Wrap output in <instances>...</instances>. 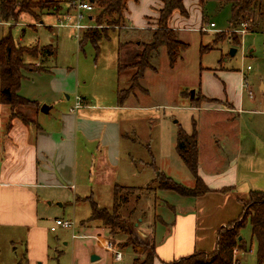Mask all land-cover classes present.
<instances>
[{
    "label": "rangeland",
    "instance_id": "374dc122",
    "mask_svg": "<svg viewBox=\"0 0 264 264\" xmlns=\"http://www.w3.org/2000/svg\"><path fill=\"white\" fill-rule=\"evenodd\" d=\"M33 1L37 2L38 0ZM55 1H59L61 4L60 11L52 14L56 17L43 14L39 12V9L34 8L29 14L20 15L17 23H0V40L9 36L16 45L21 47L41 49V47L51 45L54 48L55 54L50 58L23 56L26 66L24 70L20 71L22 80L19 94L29 95V97L39 95L44 101L38 100L40 107L53 105L50 114L42 116L41 113L39 116L56 127L59 124L57 117L61 112L67 111L69 107L73 110L76 97H85L88 104L97 109L114 111L111 107L118 105V91L132 90L137 98L134 96L128 99L125 102L127 105L125 110L114 111L115 118L122 123L121 128L127 134H131L127 141L131 145L138 140L142 141L144 145L148 144L152 151L153 162L157 167L156 174H165L174 183L187 187L181 181L185 182V179L190 181L192 178L175 151L178 129L190 132L189 128L192 127L193 122L196 126L197 111L195 107H204L203 102L223 106L224 101L206 99L203 96H221L223 88L235 83L241 73L252 84L255 96L260 95L259 85L261 80L264 81V34L248 33L243 35L242 32H239L241 27L237 30L232 29L230 5L223 0H183L186 14L181 16L178 11L174 12L169 27L176 31L178 41L186 44L187 49L180 54L176 65L171 69L165 49L160 48L150 60L155 71L147 69L139 84L141 89L132 87L131 89L130 80L133 77L131 76L133 72H118V62L121 64L131 62L133 56L141 50L136 44L150 43V33L157 29L156 20L162 0L150 2L153 3V6L150 7V17L146 19L150 21L146 22L144 31H142L141 25L145 19L143 20L141 14L134 9L127 12L125 18L129 19L131 25L136 26V31H132L126 20L117 25H107V22H103L104 17L101 25H98L95 19L99 13L94 9L91 12H81L83 19L80 24L85 29L75 31L73 25L76 23L75 17L78 13L75 4L81 1L87 2V0ZM142 3L144 8L148 2ZM145 9L149 11L147 7ZM91 16L93 17L92 21L89 20ZM29 22L33 23L34 27L27 24ZM210 23L214 24L213 29L209 28ZM93 27L104 32L97 46L89 42L80 44L82 33ZM234 38H237V42H233ZM202 48H204V52L201 53ZM231 49L236 50L234 56L229 55ZM248 67L249 70H247ZM49 68L52 69L48 72ZM223 82L226 83L225 87H223ZM58 84H61V90L53 91ZM191 91H194L193 99L190 98ZM29 99L32 100V98ZM194 99L200 100L198 106L191 101ZM134 107L140 108L139 111L133 109ZM208 128V122H202V139L205 142L209 135ZM217 128L224 129L225 125L221 123ZM78 138L80 139V136ZM127 141L126 138L122 139L121 148H127L129 145ZM97 144L101 146L102 141H93L88 146L94 154L93 158L91 160L86 155L87 159L81 157V160L77 162L75 175L78 194L88 197L89 193L83 189L89 190L86 179L88 171H91L92 182L90 185L94 188L93 195H90L83 203L71 205L73 190L65 191L68 197L62 198L58 202L52 201L50 211L44 214L47 226L57 217L70 220L75 226L73 231L58 229L55 233H49L51 259L46 264H72L73 254L81 257L83 251L88 253L91 247L89 243L94 241L86 238L73 240L72 235H84L79 229V224L90 217L91 204L97 205L98 209H111V190L105 182L109 170L106 167L103 168L99 162L100 158L94 151ZM131 148V152L130 149L127 150L131 156H137L140 153L138 149ZM121 154V158H124L123 153ZM91 162L93 166L89 170ZM84 168L85 171H83ZM97 173L99 181L94 183L93 180ZM113 178L121 181V178ZM131 181L133 182H129V186H141L144 185L145 180L144 177H140ZM159 189L160 186L156 182L148 185V188L145 189H135L131 192L129 190L119 191L121 200H128L127 204L121 206L119 211L121 215L127 218L131 210L136 211L131 215L132 227L127 230V233L117 230L110 231L97 222L107 230L109 242L122 253L125 260L121 264L127 263V257L131 253L138 254V256L143 255L144 258L151 255V249L148 246L150 239L147 235L142 236L141 233L146 232L144 229L149 224L156 222V212L166 214L164 206L167 203L173 204L179 197L174 193H164ZM154 192H157L158 198L152 206ZM62 204H64L62 208L58 207ZM148 206L150 207L148 208ZM152 208L153 210H151ZM149 211L154 216H150ZM138 219H142L144 222L143 225L140 224L139 233L133 230V223H137ZM240 234L248 247V250L240 256L244 260L242 264H256V243L251 239L249 223L245 225ZM13 240L15 243L10 245L8 239L0 232V264H27L24 259L26 257L25 247L21 242L25 241V233L21 232L20 236L14 237ZM93 246L96 247L94 244ZM126 248L128 250H125ZM100 256L102 259L105 257L102 252ZM144 258L139 257L138 260L142 261Z\"/></svg>",
    "mask_w": 264,
    "mask_h": 264
},
{
    "label": "crops",
    "instance_id": "0c3cea01",
    "mask_svg": "<svg viewBox=\"0 0 264 264\" xmlns=\"http://www.w3.org/2000/svg\"><path fill=\"white\" fill-rule=\"evenodd\" d=\"M144 1L148 2L145 7L149 11L143 8ZM154 1L138 0L137 3L133 1L127 3V12L134 9L141 14L143 20L145 19L141 25L142 31L146 29V22L150 21L146 19L150 17V7L153 6L150 2ZM52 17L56 16L52 15ZM125 19L132 31H136V26L131 25L128 18ZM89 20L92 21L90 17ZM27 24L34 27L33 23ZM51 69L49 68L48 72ZM222 84L225 87L226 83ZM25 90L27 92V89ZM59 90L61 84H58L53 91ZM19 91L21 92L20 88ZM222 91L219 97L214 95L203 97L224 101L223 106L203 102L204 107H195L198 175L210 191L196 197L179 196L173 204L167 203L164 206L166 214L155 213L156 222L149 224L144 229L146 232L141 233L142 236H148L149 244L153 243V264H169L196 252L206 254L214 252L218 229L239 217L240 201L246 200L251 191L264 192V81L261 80L259 85V96H255L252 84L242 73L235 83L223 88ZM135 95L134 93L129 95L123 104H119L117 98L118 105L111 108L114 111L125 110L127 108L125 102ZM20 96L36 102L40 107L38 100L42 101V97L39 95ZM80 99L83 102L81 108L72 111L69 107L67 111L61 112L57 117L59 124L56 127L40 118L39 111L26 107H18L16 111L26 115L36 125H25L17 118L9 121L10 108L0 103V232L8 239L10 245L15 243L14 237H19L21 232L25 233V241L21 242L25 247L24 259L27 264H46L51 259L49 240L51 224L47 226L44 214L50 211L52 201L58 202L62 198H67L65 191L68 190H73L74 193L71 205L83 203L93 195L94 188L90 185L91 171H88L86 179L89 190L83 189L89 193L88 197L78 194L77 180H75L77 162L81 157L83 159L88 157L91 160L93 158L94 154L88 148L93 141H102V145L97 144L94 151L100 158L99 162L103 168L106 167L110 171L105 182L111 190V207L115 186L140 190L157 182V167L148 144L144 145L138 140L131 145L127 141L131 134H127L121 128L122 123L115 118L114 111L97 109L89 105L85 97ZM50 106L48 114L53 109V105ZM133 109L139 111L140 108ZM206 121L209 124V135L205 142L202 139V122ZM8 123L10 127H7ZM221 123L225 125L224 129L217 128ZM189 129L190 132L185 131L188 134L191 133L192 127ZM124 138L129 143L128 149L121 148V141ZM131 147L138 149L140 153L131 156L127 151L130 149L131 152ZM121 153L124 158H121ZM92 166L91 162L89 170ZM187 172L189 173L188 170ZM189 175L191 176L190 173ZM113 177L121 178V181ZM140 177H144V185L129 186V182H133L131 180ZM191 178L190 181L185 179L187 183L181 181L182 184L187 185L184 187L194 186V179L192 176ZM97 181H99L98 173L93 182ZM226 189L228 190L222 191ZM156 193L152 194V206L158 198ZM147 196L145 197L148 198ZM63 206L64 204L58 207ZM129 213L135 214L136 211L133 209ZM150 216L154 214L150 212ZM126 223L128 229H131V220H127ZM140 224H144L142 219L133 223V230L139 233ZM79 229L84 233L83 237L95 243L88 242L91 245L89 252L83 251L81 257L73 254L72 264L124 262L123 255L122 260L116 262L111 257V253L103 248V242L109 241L110 238L107 236V230L97 221L89 224L82 221ZM93 244L96 247H92ZM101 252L105 256L103 259L100 256ZM242 255L243 253L239 251L234 252V260L237 264L244 262L240 258ZM91 256H97L98 260L91 262ZM139 257L144 258L143 255L131 253L127 257L126 264H132V261Z\"/></svg>",
    "mask_w": 264,
    "mask_h": 264
},
{
    "label": "trees",
    "instance_id": "16d2710c",
    "mask_svg": "<svg viewBox=\"0 0 264 264\" xmlns=\"http://www.w3.org/2000/svg\"><path fill=\"white\" fill-rule=\"evenodd\" d=\"M128 1L137 3L138 0H87L92 8L99 13L95 21L98 25L103 21L107 25L118 24L125 19ZM230 5L232 29L237 30L242 25L245 28V34L260 33L264 34V0H223ZM162 6L158 10L156 20L157 29L151 32V42L148 44L137 43L138 51L131 62L121 64L118 62V72L131 71L133 76L130 80V88L141 89L140 82L143 79L144 72L147 69L155 71L151 66L150 60L153 54L160 48H164L168 59V65L172 69L180 57V54L187 49V45L178 41L176 31L169 27V22L174 12L178 11L181 16L186 14L183 0H162ZM61 4L55 0H0V23L16 22L20 15L29 14L32 9L37 8L43 14H55L60 11ZM42 14V15H43ZM115 16V17H114ZM93 17L91 16V20ZM203 22V19H202ZM97 26V25H96ZM88 31L82 33L80 44L89 42L94 46L103 37L104 32L98 31L97 27L88 28ZM220 35V34H218ZM217 35V36H218ZM232 41V40H231ZM237 42V38L233 39ZM239 43V42H238ZM235 44V43H233ZM128 45V44H127ZM122 47V46H120ZM201 49V53L204 52ZM55 54L54 48L49 46L25 48L16 45L11 37H5L0 40V103L10 108L9 121L17 118L25 125H36L26 115L16 111L18 107L33 108L39 111V105L34 101L24 99L19 95L22 76L21 70L25 69L26 64L23 61L24 55L40 56L42 59L50 58ZM120 60V58H119ZM32 71V70H31ZM131 88V89H132ZM146 91V90H144ZM132 94V90H120L117 93L119 104ZM197 106L200 100H191ZM7 127H10L8 123ZM175 151L183 162L189 173L194 179V186L186 188L180 184L174 183L170 178L163 174H158L157 182L160 191H167L182 197H196L208 193L210 189L205 185L198 175V141L195 123H192L191 133H186L183 129H178L176 134ZM121 190L135 189L122 188L115 186L113 189V203L110 210L98 209L97 205L91 204V215L85 220V223L100 222L110 231H120L127 233L128 227L126 221L131 218L129 213L127 218L121 215L120 208L128 203V200H121L119 194ZM222 190V191H227ZM241 213L239 217L221 227L217 231L216 249L210 254L196 252L194 254L182 257L169 264H237L234 260V252L245 253L248 247L241 236V231L247 223L251 227V238L256 243V261L257 264H264V192L251 191L248 198L240 201ZM151 249V255L146 256L142 261L134 259L132 264H153L154 246L148 244Z\"/></svg>",
    "mask_w": 264,
    "mask_h": 264
},
{
    "label": "built area",
    "instance_id": "2783aa9c",
    "mask_svg": "<svg viewBox=\"0 0 264 264\" xmlns=\"http://www.w3.org/2000/svg\"><path fill=\"white\" fill-rule=\"evenodd\" d=\"M75 9H76V11L78 13H77V15L75 17L76 18V23L73 25V28H74L75 31H81L82 29H85V27H83L80 24V21L83 19V16H82L81 12L82 11L91 12L93 8H92L90 3L81 1V2H78L77 4H75ZM65 26H67V25H65ZM214 27H215L214 24H212V23L209 24V28L210 29H213ZM245 28L246 27L244 25H242L241 29L239 31V32H242L243 35H245ZM249 69L250 68L248 67L247 70H249ZM244 85L246 86L247 84H244ZM250 95H251V93H250ZM82 103H83L82 100L79 97H76L75 98L74 108H73L72 111H76L79 108H81ZM74 227L75 226H74V223L72 221L61 219V218H56L51 223V226L49 227V231L52 232V233L56 232L58 229L72 230L73 231ZM75 238H87V237L72 235V239H75ZM99 242H100V240H99ZM102 246H103V248L106 251H108L109 253L113 254L114 261L119 262V261L122 260V253L111 242L105 241V242H103Z\"/></svg>",
    "mask_w": 264,
    "mask_h": 264
},
{
    "label": "water",
    "instance_id": "95a60500",
    "mask_svg": "<svg viewBox=\"0 0 264 264\" xmlns=\"http://www.w3.org/2000/svg\"><path fill=\"white\" fill-rule=\"evenodd\" d=\"M91 2H92V0H91ZM235 54H236V50H235V49H231L229 55H230V56H234ZM193 95H194V91H191V93H190V98H191V99H193ZM49 110H50V106L42 105V106L40 107L39 112L45 115V114H48ZM240 238H241V237H239V239H240ZM96 260H98V257H97V256H91V257H90V261H91V262H94V261H96Z\"/></svg>",
    "mask_w": 264,
    "mask_h": 264
}]
</instances>
